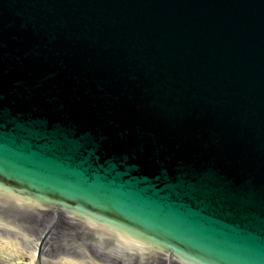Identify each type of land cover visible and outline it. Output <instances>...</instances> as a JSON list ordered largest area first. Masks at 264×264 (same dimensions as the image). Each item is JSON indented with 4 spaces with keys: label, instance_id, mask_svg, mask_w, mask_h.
Instances as JSON below:
<instances>
[{
    "label": "water",
    "instance_id": "95a60500",
    "mask_svg": "<svg viewBox=\"0 0 264 264\" xmlns=\"http://www.w3.org/2000/svg\"><path fill=\"white\" fill-rule=\"evenodd\" d=\"M90 252L264 264V0H0V264Z\"/></svg>",
    "mask_w": 264,
    "mask_h": 264
},
{
    "label": "flooded vegetation",
    "instance_id": "af4514ba",
    "mask_svg": "<svg viewBox=\"0 0 264 264\" xmlns=\"http://www.w3.org/2000/svg\"><path fill=\"white\" fill-rule=\"evenodd\" d=\"M39 228V227H38ZM91 253V257L94 259V260H97V261H101V262H107L108 264H122L120 262H117V261H111V260H107L105 258H103L102 256L94 253V252H90Z\"/></svg>",
    "mask_w": 264,
    "mask_h": 264
}]
</instances>
